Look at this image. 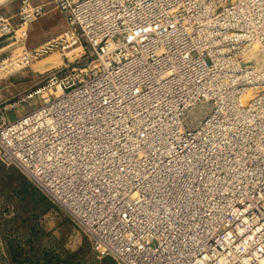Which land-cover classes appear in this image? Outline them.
Here are the masks:
<instances>
[{"label": "built area", "instance_id": "obj_1", "mask_svg": "<svg viewBox=\"0 0 264 264\" xmlns=\"http://www.w3.org/2000/svg\"><path fill=\"white\" fill-rule=\"evenodd\" d=\"M48 5L67 27L22 63L76 47L99 63L28 85L19 101L41 102L2 116V153L102 256L264 264V0H20L18 25L0 13V38Z\"/></svg>", "mask_w": 264, "mask_h": 264}, {"label": "rangeland", "instance_id": "obj_2", "mask_svg": "<svg viewBox=\"0 0 264 264\" xmlns=\"http://www.w3.org/2000/svg\"><path fill=\"white\" fill-rule=\"evenodd\" d=\"M41 18L52 21L58 28L53 32V26H50L49 31L39 32L33 37L30 34V26ZM33 22L17 31L19 38L13 35L0 38V96L6 89H15L18 92L10 100L3 102L9 104L12 112L28 105L34 107L41 102L39 96L21 101L18 97L28 85L39 81L46 70L73 62L89 64L90 67L99 63L97 57L83 47L73 53H70L73 49L65 52L56 50L30 64L22 63L20 57L26 48L41 44L67 27L66 16L51 5ZM24 29H27L28 33L21 38ZM57 56L61 58L60 63L41 68L45 60ZM43 95L50 99L47 91L43 92ZM208 108V105L200 107L193 112L192 118L199 119ZM2 116L6 118L1 112L0 121ZM0 264L123 263L115 257L102 256L84 227L21 165L0 150Z\"/></svg>", "mask_w": 264, "mask_h": 264}, {"label": "crops", "instance_id": "obj_3", "mask_svg": "<svg viewBox=\"0 0 264 264\" xmlns=\"http://www.w3.org/2000/svg\"><path fill=\"white\" fill-rule=\"evenodd\" d=\"M33 1L40 2L43 0H33ZM19 8H20V0H0V13L10 16L12 21L16 25H18L19 23V16H18ZM50 26H53L52 28L53 32H55L58 28V25H56L55 23L53 24L52 21H48V19L45 20V18H41L40 20L32 23V25L30 26V34L33 37L37 36L39 32L51 29ZM17 93L18 92L15 89L13 90L6 89L0 96V100H1L0 113L2 112L5 115V117L8 119H14L17 116L21 115L23 112L27 111L30 107H32L31 105L30 106L28 105L26 107L16 109L13 112L12 110L10 111L9 104H3V102L10 100L14 96H16Z\"/></svg>", "mask_w": 264, "mask_h": 264}, {"label": "bare ground", "instance_id": "obj_4", "mask_svg": "<svg viewBox=\"0 0 264 264\" xmlns=\"http://www.w3.org/2000/svg\"><path fill=\"white\" fill-rule=\"evenodd\" d=\"M81 47H76L74 48L72 51H70V53H73L75 51H79ZM256 55L253 56V58L260 62L261 58H262V55L261 54H258V53H255ZM261 56V57H260ZM44 61V60H43ZM61 62V58L60 57H50L48 60H45L42 64H41V68H48V67H51V66H54L58 63Z\"/></svg>", "mask_w": 264, "mask_h": 264}]
</instances>
